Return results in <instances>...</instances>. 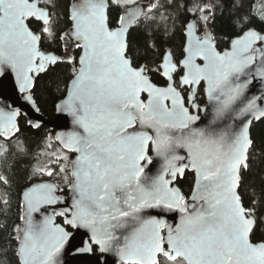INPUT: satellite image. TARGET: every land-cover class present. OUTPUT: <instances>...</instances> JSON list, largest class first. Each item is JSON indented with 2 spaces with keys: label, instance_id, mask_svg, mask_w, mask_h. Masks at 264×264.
Masks as SVG:
<instances>
[{
  "label": "snow or ice",
  "instance_id": "obj_1",
  "mask_svg": "<svg viewBox=\"0 0 264 264\" xmlns=\"http://www.w3.org/2000/svg\"><path fill=\"white\" fill-rule=\"evenodd\" d=\"M131 3L76 0L71 6L73 28L66 35L78 41L82 55L61 110L74 117L79 129L66 143L78 155L72 171L73 202L54 215L68 228L91 233L89 246L78 251L98 246L101 253L115 252L121 264H264L256 201L246 207L237 191L239 170L248 168L253 146L247 117L264 118V94L245 95L252 80H264V33L239 17L242 35L232 41L231 51L221 54L210 31L195 35L197 23L207 25L208 16L202 15L187 24L191 39L182 60L173 62L171 53H165L154 66L137 63L128 55L127 35L153 17L140 6L123 12L114 26L108 16L110 5ZM54 7L53 0H0V75L4 69L14 72L21 93L31 87L30 73L46 71L45 62L57 63V57L39 48L44 36L55 35ZM157 7L149 5L148 12ZM30 21L38 22L39 34ZM253 67L254 74L249 71ZM153 75L162 78L163 86L153 82ZM201 82L207 84L210 108L204 111L210 119L200 115L196 102ZM18 114L0 108V135L19 131ZM150 147L164 162L155 176L146 173L153 163ZM189 170L195 183L186 200L173 185ZM55 191L42 184L25 193V224L14 229L15 264H58L71 233L52 217L42 224L32 220L33 212L58 203ZM148 209L177 211L179 223L145 217Z\"/></svg>",
  "mask_w": 264,
  "mask_h": 264
},
{
  "label": "trees",
  "instance_id": "obj_2",
  "mask_svg": "<svg viewBox=\"0 0 264 264\" xmlns=\"http://www.w3.org/2000/svg\"><path fill=\"white\" fill-rule=\"evenodd\" d=\"M72 2L74 0H53L55 7L51 11L55 35L44 36L40 43L43 51L61 56L57 63L49 65L35 78L31 90L38 109L48 119L54 117L56 104L65 96L74 70L78 68V42L66 35L72 27ZM151 4L158 7L152 12H148L147 7L144 12L153 20L142 21L139 27L129 32L127 38L128 55L137 63L154 66V61L167 50H170L174 61L181 60L187 24L202 15L208 16V22L206 27L197 23V30L200 33L210 30L219 50L228 48L232 39L242 34L236 23L239 17L248 18V27L264 33V0H153ZM205 6L210 11H198ZM125 9V6L110 5V26H114ZM29 26L39 34L38 22L30 21ZM152 80L158 85L164 84L158 75H153ZM197 92V103L205 104L202 84ZM18 129L10 139L0 135V148H3L0 154V264H15L12 250L16 247L17 233L14 229L21 228L22 224L23 191L35 182L50 180L58 186L59 194H67L72 183L70 170L74 154L57 143L54 132L46 125L32 127L23 115L18 120ZM251 138L253 146L248 153V168L241 170L239 194L246 207H252L253 201H256L257 235L264 236V223H260L264 220V118L253 123ZM45 155L51 158V162L42 170L39 166ZM193 181L194 173L190 170L183 179L176 181L185 199L192 190ZM57 221L63 223V218L57 217ZM93 250L96 252L97 247Z\"/></svg>",
  "mask_w": 264,
  "mask_h": 264
},
{
  "label": "water",
  "instance_id": "obj_3",
  "mask_svg": "<svg viewBox=\"0 0 264 264\" xmlns=\"http://www.w3.org/2000/svg\"><path fill=\"white\" fill-rule=\"evenodd\" d=\"M75 3H76V0L74 2H72L71 6ZM71 6H70V9H71ZM137 6H140L144 10L143 2H139V3H136L132 6L127 7L125 9V11H127L129 8H135ZM72 28H73V22H72L71 30H72ZM71 30L68 33H70ZM189 31L190 30L188 29V27H186L185 43H184L183 52H184V49L187 46L189 40L191 39V37L188 35ZM208 31H210V30H208ZM211 34H212V32H211ZM195 35L198 37H203L204 32L200 33L196 27ZM212 36H213V34H212ZM70 37L74 41L78 42L74 37H72V36H70ZM127 38H128V35H127ZM235 38H233L232 41ZM232 41H231L228 48H225L223 50H219L216 46L215 40H213V43L215 45V51H217L221 54H223L226 51H231ZM39 48L45 54H51V55H54L55 57H57L58 58L57 61L61 58V56L56 55L52 52L43 51L41 49L40 45H39ZM165 53H171V52H170V50H167ZM81 55H82V49L80 48V54H79L78 60H77V63H78L77 69H79V67H80L79 59H80ZM184 56H185V52H184ZM184 56H183V58H184ZM171 58H172V55H171ZM172 60H173V58H172ZM173 62H175V61L173 60ZM197 63L203 65L204 61L202 59H197ZM49 65H51V64H49L48 62H45V68H47ZM258 66L259 65L257 64L256 67H258ZM2 71L4 72V74L0 75V108H2L5 111H12V110L18 111L19 114L15 118V123L17 126H18V120H19L21 115L25 116L27 118L28 124L34 128H37L41 125H46L49 129H51L54 132V138L57 141V143L63 149L69 150V148L66 147L67 137L72 132L79 131V129L77 128V126L74 123V117L68 111H66V110L62 111L61 108L64 105V102L68 99L70 85L72 83L74 76L68 84V88H67L65 96L61 100H59L56 104V110H55L54 117L52 119H48L38 109V107L35 103V100L32 96V93H31L35 78L42 72L30 73L29 75L32 78L31 87L25 93H21L19 91V85L17 84V81H16V74L14 72H12L10 69H4ZM249 71L254 74L255 73V67L249 69ZM246 78L249 80H252V76H247ZM244 79H245V77L242 76L241 81H243ZM201 84L203 85V89H206L207 84L205 82H201ZM159 86H163V85H159ZM198 87H197V89H198ZM204 94H205L206 101H205V104L199 105V107L201 109L200 115L202 117H205L206 119H210L211 118L210 114L205 113V111H204L205 108H210L209 103H208L207 94L205 91H204ZM261 94H264V80L256 78L255 80H252V83L249 85V88L246 91L245 95L248 97H251L253 95L259 96ZM26 96H31L32 99L27 100V99H25ZM141 98L146 99V94H142ZM261 106L264 107V105H261ZM193 111H195V110L193 109ZM241 119H243V117ZM247 119L251 120V125H250V136H251V127H252L253 123L257 122L263 118L256 120L251 115H249L247 117ZM15 132H16V130L13 129V132L5 133L3 136L6 139H10L15 134ZM248 153H249V151H248ZM73 154L74 155H73V158L71 161L72 167L70 170L72 183H73V177H72L73 164H74V161L76 160L78 153L73 152ZM179 154L184 155L183 150H180ZM148 155L150 157H152L153 163L151 165H147L146 173L150 176H155L162 170L164 162L162 159L155 156L154 152L151 150V147L149 148ZM145 163H147V162H145ZM242 169H243V167L241 166V168L239 170V178H240V174H241ZM72 183H71V187H70L67 194H59L58 186L50 180H43V181H39V182H35V183L31 184L22 193V205H23L22 216H25V217L27 216L28 209H27L25 193L29 189L33 188L36 185H42V184L54 186L56 189L55 196L59 198L58 203L54 204V205H45V206L41 207L39 212H33L32 213V220L35 224H42V222L44 221V219L46 217H52L54 224L65 227L66 231H69L71 233L70 241L67 244H65V247L61 250V252L57 256L58 264H121V261L115 252L110 251V252L101 253L98 246H95V247H97L96 252H94V250H92L90 252L78 251L79 249L86 248L89 246V237H90L91 233L84 228H79V229L69 228L68 229V227L66 225L57 221V217H60V216H56V215H54V213L59 212L65 208H70V206L73 202ZM194 183H195V173H194L193 185H194ZM239 183H240V180H239ZM173 186L179 188V186L177 185L176 182ZM192 189H193V186H192ZM180 191H181V189H180ZM237 191L239 193V187H238ZM181 193H182V191H181ZM191 193H192V190H191L189 196L186 198V200L190 199ZM143 215L145 217L155 216L157 218L165 219L169 224H172L173 226H175L177 223H179V220H180V213L177 211L168 212L166 210H161V209H148V210H145ZM24 224H25V221L22 219L21 228L24 227Z\"/></svg>",
  "mask_w": 264,
  "mask_h": 264
},
{
  "label": "rangeland",
  "instance_id": "obj_4",
  "mask_svg": "<svg viewBox=\"0 0 264 264\" xmlns=\"http://www.w3.org/2000/svg\"><path fill=\"white\" fill-rule=\"evenodd\" d=\"M140 1L143 2L144 7L147 8V7H149V5H151L153 0H134V3L127 4V5H125V7L127 8L129 6H132V5L140 2ZM53 150L58 155V152H57L56 148H53ZM2 151H3V148H0V154L2 153ZM50 162H51V158L49 156L45 155L43 157L42 161L40 162L39 168H41L42 170H45V168L49 165Z\"/></svg>",
  "mask_w": 264,
  "mask_h": 264
}]
</instances>
